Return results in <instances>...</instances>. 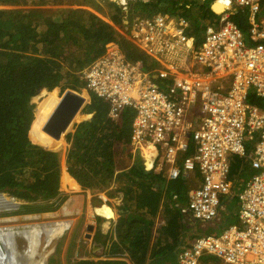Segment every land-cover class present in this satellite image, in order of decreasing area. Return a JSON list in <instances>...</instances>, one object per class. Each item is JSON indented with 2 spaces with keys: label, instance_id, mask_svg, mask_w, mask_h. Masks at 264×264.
Returning a JSON list of instances; mask_svg holds the SVG:
<instances>
[{
  "label": "trees",
  "instance_id": "16d2710c",
  "mask_svg": "<svg viewBox=\"0 0 264 264\" xmlns=\"http://www.w3.org/2000/svg\"><path fill=\"white\" fill-rule=\"evenodd\" d=\"M20 1L23 0H0V193L26 203L17 211L26 215L52 212L59 206L60 158L51 150H60L65 143L42 131L60 100L56 88L61 92L82 90L83 82L77 73L103 54L110 42L117 43L129 61H142L146 70L154 68L116 31L126 28V17L179 13L188 20V32L198 41L205 27L218 17L210 10L216 0H128V12L118 0H105L104 5L88 0L87 5L101 17L83 9L51 13L40 8H19ZM217 8L221 12L224 6L218 3ZM230 20L247 33L246 9L237 8ZM41 91L47 92L34 116L35 105L31 101ZM250 102L262 107L252 97ZM108 109L107 103L89 93V103L82 113L91 114V119L79 123L65 137L69 144L65 164L71 177L66 172L62 175L67 181L94 193L118 183L121 186L115 192L122 195L116 240H110L107 259L81 260L76 264H127L113 259L124 254L132 264H177L179 252L191 240L209 232L219 233L223 225L235 223V195L221 199L220 221H189L182 210L190 183L145 172L130 148L133 109L124 108L116 121L109 118ZM124 153L130 164L120 171L119 156ZM241 166L246 167L247 162L234 158L229 178L235 187L247 172L241 171ZM2 199L5 200L0 196V205L4 203ZM45 203L47 210L43 209ZM217 263L218 259L209 256L200 260V264Z\"/></svg>",
  "mask_w": 264,
  "mask_h": 264
},
{
  "label": "built area",
  "instance_id": "2783aa9c",
  "mask_svg": "<svg viewBox=\"0 0 264 264\" xmlns=\"http://www.w3.org/2000/svg\"><path fill=\"white\" fill-rule=\"evenodd\" d=\"M126 2H119L124 10ZM216 2L224 10L200 41L179 13L134 15L123 31L116 28L152 70L110 42L77 76L86 94L107 103L111 120L133 109L131 152L145 172L190 183L182 210L189 221H220L221 199L236 196L235 223L191 240L177 264H200L205 256L264 264V0ZM237 8L247 10L246 34L230 20ZM232 158L246 161L241 171L249 173L237 194Z\"/></svg>",
  "mask_w": 264,
  "mask_h": 264
},
{
  "label": "rangeland",
  "instance_id": "374dc122",
  "mask_svg": "<svg viewBox=\"0 0 264 264\" xmlns=\"http://www.w3.org/2000/svg\"><path fill=\"white\" fill-rule=\"evenodd\" d=\"M93 1L94 2L99 1L101 5H104L106 3L105 0H103L102 2L100 0H93ZM129 1L131 2V0ZM119 2L120 0H118V4ZM126 3H127L126 6L127 9L125 11L128 12V6L130 5L129 2ZM20 4L21 5L18 6L19 8H27V9L40 8V9L48 10L51 13L60 12L61 9H65V10L83 9V10H89L92 13L98 15L97 12L92 10L90 6L87 5L88 0H44V1L23 0L20 1ZM129 19H131V17L129 18L126 17L125 22L129 21ZM118 30L123 31L124 29L118 28ZM81 86L83 87L84 85L81 84ZM67 90L69 89H66L63 92H61L60 89L56 88L59 98ZM78 91L79 92L77 93L82 94L83 90H78ZM46 92L47 91H41L37 96H35L32 99L31 102L35 105L34 116H35L36 107L38 106L39 103H41L44 100ZM86 100H87L86 103L87 105L88 104L87 97ZM79 114L77 116L78 119L74 121L73 125L68 130V134L73 133L74 132L73 130H75V126H77L80 122L88 121L91 119V115L87 117L85 114L81 112ZM62 139H63L62 141L65 143L63 148L60 150H54V152L59 154V158H60L61 194H60V199L57 201L59 206L56 210L52 212H43V213L26 214V215L17 213V211H19V207L17 210H10L7 212L0 211V229H1L0 242L3 243L7 251V254L5 253L2 254L0 252V264L4 263L5 261L8 262V260L6 259L17 258L16 256L18 253L23 255L25 251L29 253L27 256L29 257L28 260H30V263L32 258L35 261L40 260V258H45L47 260L45 264H76L78 261L81 260H89V259L99 260V256L102 255L103 253L102 252L99 255V253L96 254L94 252L95 248L100 246L94 245V243L91 241L93 230L86 231V227L84 225L86 222V216L84 214L78 216L76 208L73 209L72 214H69L68 211H66L65 209V207L68 206L69 208L78 206L79 211L85 212L86 209H89V207H88V203L80 202V201L77 202V200H75V198H77L79 194H82L84 195V197H86V193H81L82 192L81 188H80L81 191L79 192L69 193L70 190L68 192L61 191L62 186L63 187L69 186L71 189L72 188L77 189L79 187L77 184L67 181L66 177L62 175V173L65 172V170L67 171V166L65 164V156L69 148V144L64 140V137ZM134 157L135 156H133V158ZM133 158L131 159L132 161ZM119 160L120 161L118 166L120 168L118 170L120 171L126 169L130 164V161L126 153L121 154V156H119ZM230 161L231 163L234 162V158L230 159ZM248 178H249L248 173L244 172L242 175L241 184L237 185L236 187H233V191L235 194H237V192L241 188V185H243V183ZM229 180L231 179L229 178ZM120 186H121L120 184L115 183V185H113L112 187L114 188L116 187V191L118 192ZM115 195L119 196L118 198L116 197L115 199H119L121 197L120 194L116 193ZM3 198L5 200H9L10 202L15 201V200L12 201L13 198L8 196L7 194H3ZM95 199H97V197L93 196L91 205H95L96 203ZM17 203H19V206L21 204H26L23 202H17ZM48 204H50V202ZM48 208L49 207L45 203V205H43V209L47 210ZM87 220L93 222V217L91 216L90 219L87 218ZM94 222H96V218H94ZM58 223H64V224L67 223L69 225L68 226H65L64 224L59 225ZM99 223L100 221H97L98 226ZM36 225L39 227V229H35V227H33ZM226 226L227 224L223 225L221 229H223ZM27 229H29V231H27ZM17 231H20V233L17 234L18 233ZM88 232H90L89 234L91 236L88 234ZM62 233H64V235H61ZM110 239H112V237ZM217 264H222V262L218 260Z\"/></svg>",
  "mask_w": 264,
  "mask_h": 264
},
{
  "label": "crops",
  "instance_id": "0c3cea01",
  "mask_svg": "<svg viewBox=\"0 0 264 264\" xmlns=\"http://www.w3.org/2000/svg\"><path fill=\"white\" fill-rule=\"evenodd\" d=\"M65 172L67 173L66 170H65ZM61 191H65V192L69 191V193H72V192H79L81 190H80V186L77 189H75V188L71 189L69 186H67V187L62 186ZM115 191H116V187L115 188L111 187L110 189H108L106 191H103L101 193H96V194H94V192H91L88 190H82L81 193H86V197H84V195H82V194H79L77 196V198H75V200H77V202L80 201V202L88 203L89 209H86V211L83 212V211H79L78 206H75L73 208H69V206L65 207L66 211H68L69 214H72L73 209L76 208L78 216H81L82 214H84L86 216V222L84 224L86 227V231L90 225L92 227V230H93L91 241L94 243V245L100 246V247H96L94 252L96 254L99 253V255L103 252L102 255L99 256V260L107 259L105 254L108 253L107 248L110 246V242H111L110 240H116L114 232H115L116 223L118 222V219H119L118 207L120 205L119 202L122 198V195L120 194L121 197L119 199H115L116 197L117 198L119 197V196L115 195L116 194ZM93 196L97 197V199H95V202H96L95 205H91ZM102 208L108 210L110 212V216L105 217V216H102L101 214H99L98 209H102ZM162 212H163V210H162V208H160V213H162ZM91 216L93 217V222H90V220H87V218L90 219ZM94 218H96V222H94ZM158 220H160L159 217L157 218V221ZM188 220H189V218H188ZM97 221H100L99 226L97 225ZM39 226H41V225H39ZM158 226H159V223H156V227H158ZM33 227H35V229H39V227L37 225L33 226ZM27 231H29V229H27ZM154 231H155V229H154ZM17 232H18L17 234L20 233V231H17ZM89 233L90 232H88V234ZM96 233H98V235H99L97 238H96ZM111 237H112V239H110ZM11 259L15 260L16 258H11ZM113 259L114 260H122V261H125L127 264H132V262H130V259L127 257V254H124L121 258L115 257ZM94 261H98V260H94ZM29 262H30V260H29ZM176 263H177V258H176ZM25 264H28V263H25Z\"/></svg>",
  "mask_w": 264,
  "mask_h": 264
},
{
  "label": "water",
  "instance_id": "95a60500",
  "mask_svg": "<svg viewBox=\"0 0 264 264\" xmlns=\"http://www.w3.org/2000/svg\"><path fill=\"white\" fill-rule=\"evenodd\" d=\"M217 4L218 2L216 1L213 2L210 5V10L212 11L213 14L220 15L224 9H222L221 12H218ZM86 103L87 100L84 95L71 90L65 91L61 95L60 100L56 105L55 109L44 123L42 131L51 138H53L54 140H59L63 137L65 139L66 135L68 134V130L75 121V117H77L78 114L82 112V109L84 108ZM0 196L3 198V193H0ZM12 201H14V199ZM18 207H19V203L15 201L10 203L5 202L4 204L0 205V211L7 212L10 210H17ZM58 224L61 225L64 223H58ZM64 225L68 226L69 224L65 223ZM87 230L92 231V227L89 225ZM64 233H62L61 235H64Z\"/></svg>",
  "mask_w": 264,
  "mask_h": 264
},
{
  "label": "bare ground",
  "instance_id": "6f19581e",
  "mask_svg": "<svg viewBox=\"0 0 264 264\" xmlns=\"http://www.w3.org/2000/svg\"><path fill=\"white\" fill-rule=\"evenodd\" d=\"M2 201L5 203L6 201L5 200H3L2 199ZM3 203V204H4ZM6 206V205H5ZM98 213L99 214H101L102 216H110V212L108 211V210H106V209H104V208H102V209H98ZM0 252L3 254V253H5V254H7V251H6V249H5V247H4V245H3V243L2 242H0ZM18 253V252H17ZM29 253L28 252H24L23 253V255L24 256H21L22 254H20V253H18L17 254V258L15 259V260H12V259H6V260H8V262L7 261H5L4 263H2V264H25V263H27L28 262V264H45L46 262H47V260L45 259V258H40V260H38V261H35V260H33V258L31 259V263L29 262V257L27 256Z\"/></svg>",
  "mask_w": 264,
  "mask_h": 264
},
{
  "label": "clouds",
  "instance_id": "9594fccd",
  "mask_svg": "<svg viewBox=\"0 0 264 264\" xmlns=\"http://www.w3.org/2000/svg\"><path fill=\"white\" fill-rule=\"evenodd\" d=\"M217 16V15H216ZM83 93L85 94V97H87V99H88V103H89V94H86L84 91H82V95H83ZM82 113V112H81ZM86 116L87 115H91V114H85ZM92 116V115H91ZM81 123V122H80ZM65 140V139H64Z\"/></svg>",
  "mask_w": 264,
  "mask_h": 264
}]
</instances>
